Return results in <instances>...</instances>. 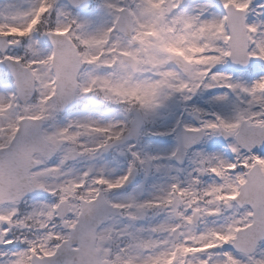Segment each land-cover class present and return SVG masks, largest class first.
I'll use <instances>...</instances> for the list:
<instances>
[{
	"label": "snow or ice",
	"instance_id": "snow-or-ice-1",
	"mask_svg": "<svg viewBox=\"0 0 264 264\" xmlns=\"http://www.w3.org/2000/svg\"><path fill=\"white\" fill-rule=\"evenodd\" d=\"M0 264H264V0H0Z\"/></svg>",
	"mask_w": 264,
	"mask_h": 264
}]
</instances>
